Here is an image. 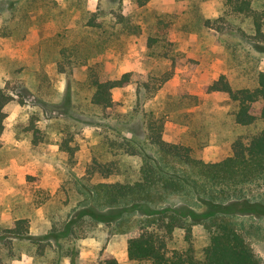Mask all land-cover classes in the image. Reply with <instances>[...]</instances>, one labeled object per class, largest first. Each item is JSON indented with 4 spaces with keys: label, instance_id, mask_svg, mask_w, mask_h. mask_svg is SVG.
<instances>
[{
    "label": "rangeland",
    "instance_id": "374dc122",
    "mask_svg": "<svg viewBox=\"0 0 264 264\" xmlns=\"http://www.w3.org/2000/svg\"><path fill=\"white\" fill-rule=\"evenodd\" d=\"M142 1L0 0V84L9 85L14 97L5 110L0 150L3 263L72 264L63 254L75 252L76 264H89L106 248L119 264H141L128 257V240L144 217L137 214L125 217L126 224L111 226L83 220L43 253L41 245L47 244L19 242L5 229L25 217L34 238L55 228L62 234L81 207V187L124 177L90 178L95 160L118 161L132 179L142 159L120 151L119 141L158 155L148 141L152 118L164 125L166 141L191 147L206 162L227 158L237 138L255 132L236 123L237 106L226 93L205 92L223 74L236 88L254 86L257 72L264 70V44L254 39L251 20L229 18L222 0ZM92 68L108 79L133 74L130 86L114 90L117 110L111 117L91 103ZM37 130L41 138H36ZM63 142L75 149L72 160L61 149ZM166 204L186 203L171 195ZM229 207L264 262V214L259 211L264 210V182L245 187ZM195 233L201 252L209 238L201 225ZM83 245L91 248L93 261L82 258Z\"/></svg>",
    "mask_w": 264,
    "mask_h": 264
},
{
    "label": "trees",
    "instance_id": "16d2710c",
    "mask_svg": "<svg viewBox=\"0 0 264 264\" xmlns=\"http://www.w3.org/2000/svg\"><path fill=\"white\" fill-rule=\"evenodd\" d=\"M147 1H142V5ZM222 1L229 18L251 20L254 39L264 44V0ZM257 2L260 6L256 5ZM152 41L149 43L151 47ZM172 75L173 72L163 82L170 80ZM132 77V73H126L121 78L108 79L92 68L88 76L93 89L92 105L105 117L114 115L117 110L114 90L130 86ZM12 91L9 85L0 84V150L5 144L2 139L7 118L5 108L14 100ZM205 92L226 93L237 106L236 123L256 129L251 135L240 136L233 142L230 156L219 162L198 159L191 147L166 141L164 125L152 118L147 127L148 141L158 155L149 154L128 140L118 143L120 151L142 159L135 178H128L118 167V161L104 164L95 160L89 169L90 178L98 174L104 178L124 177L112 183L81 187V207L64 225L62 234L58 235L55 228L49 235L34 238L30 234V220L25 217L14 220L5 231L19 242L47 244L41 245L43 253L47 246L52 247V242L73 233V228L83 220L111 226L126 224L125 217L137 214L144 217L138 220L137 232L128 240L131 261L141 264H264L233 221L235 213L229 207L234 198L243 196L245 187L264 182V70L257 72L254 86L236 88L223 74L205 86ZM39 133L37 130L36 138H41ZM34 142L38 144L40 139ZM61 149L69 153L71 160L75 157V149L68 142H63ZM171 195L182 196L186 204L167 206ZM164 202L165 207H160ZM259 211L264 214L262 207ZM245 212L254 213L251 209ZM198 225L204 227L209 238L208 245L201 252L196 243L195 227ZM65 255L76 264L79 253ZM0 264L6 263L0 260ZM89 264H119V261L102 248L98 261Z\"/></svg>",
    "mask_w": 264,
    "mask_h": 264
},
{
    "label": "crops",
    "instance_id": "0c3cea01",
    "mask_svg": "<svg viewBox=\"0 0 264 264\" xmlns=\"http://www.w3.org/2000/svg\"><path fill=\"white\" fill-rule=\"evenodd\" d=\"M6 108H7V107H6ZM6 108H5V110H6ZM5 112H6V111H5ZM90 249H91V248H89V247L83 245V246H82V253H81V256H82V258H84V259H89V260L93 261L94 258H90L91 256H90L89 253H88Z\"/></svg>",
    "mask_w": 264,
    "mask_h": 264
}]
</instances>
